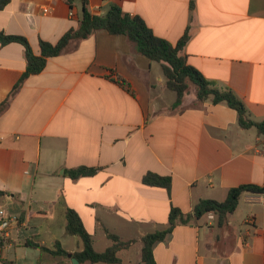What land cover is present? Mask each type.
Segmentation results:
<instances>
[{
  "label": "crops",
  "instance_id": "crops-1",
  "mask_svg": "<svg viewBox=\"0 0 264 264\" xmlns=\"http://www.w3.org/2000/svg\"><path fill=\"white\" fill-rule=\"evenodd\" d=\"M87 2L95 15L115 4L141 16L173 45L189 29L188 64L264 122V0ZM72 5L10 0L0 32L25 37L40 55L42 40L56 44L79 27L83 0ZM26 68L24 46L0 42V105ZM196 91L191 85L174 109L177 94L162 65L105 30L49 58L0 116V207L19 220L0 235V264H75L84 243L67 234V209L82 218L95 251L114 244L108 231L137 240L119 252V264H143L141 238L165 229L173 208L189 215L200 200L223 202L231 189L264 186V135L242 128L227 104L199 101ZM79 167L98 171L77 180L66 174ZM148 173L170 177L171 191L144 184ZM57 242L71 256L41 248L55 250ZM154 254L157 264H264V195L243 194L223 226L214 213L178 225Z\"/></svg>",
  "mask_w": 264,
  "mask_h": 264
},
{
  "label": "trees",
  "instance_id": "trees-1",
  "mask_svg": "<svg viewBox=\"0 0 264 264\" xmlns=\"http://www.w3.org/2000/svg\"><path fill=\"white\" fill-rule=\"evenodd\" d=\"M67 1L73 6V0ZM9 2L10 0H0V10L4 9ZM101 30H105L111 35L126 36L138 53L162 65L168 88L177 94L174 109L182 105L191 85H195L197 88L196 96L199 101L204 102L211 99L214 104H227L238 112L239 124L242 128L250 129L255 127L260 134L264 135V122L257 123L252 121L249 118L244 103L231 90L219 89L196 68L188 64L187 58L182 55V51L190 40L189 29L185 32L182 39L176 45H173L167 40L156 36L141 16L130 15L115 4L111 5L104 15H95L89 11L87 0H83V15L79 27L68 31L56 44L42 40L40 42V55H36L33 52L29 41L25 37L6 35L0 32V42L2 45L20 43L24 46L27 61L25 73L15 85L8 98L0 105V116L8 108L12 99L19 93L25 81L30 76L38 75L45 70L49 58L61 55L72 41L88 39ZM97 171L96 168L79 167L68 170L66 174L70 178L77 180L81 177L93 176ZM143 183L152 187L164 188L169 192L172 187V179L170 177H162L153 173L146 174L143 178ZM245 193L264 195V186L242 185L231 189L227 199L223 202L211 199L200 200L195 205L193 213L189 215H185L181 210L173 208L169 216L168 226L165 229L157 230L141 238L142 263L157 264L154 254L155 246L165 241L178 225L197 222L209 213H214L218 216L221 226L226 224L229 216L237 210L241 196ZM5 194L0 191V196H4ZM66 219L67 234L78 236L84 243L83 252L74 254L75 258L82 264H119L121 262L119 252L129 249L137 242V240L125 242L119 236L107 231L109 239L114 244L104 252H97L93 247L92 235L86 230L79 214L72 209H67ZM27 246L33 248L40 247V245L35 243H29ZM41 248L43 251L53 255L66 258L71 256L62 248L59 242L55 244V250H50L46 247ZM4 262L5 264H14L9 261Z\"/></svg>",
  "mask_w": 264,
  "mask_h": 264
},
{
  "label": "built area",
  "instance_id": "built-area-1",
  "mask_svg": "<svg viewBox=\"0 0 264 264\" xmlns=\"http://www.w3.org/2000/svg\"><path fill=\"white\" fill-rule=\"evenodd\" d=\"M19 224L17 217L9 215L2 207H0V235L3 237L9 235V231Z\"/></svg>",
  "mask_w": 264,
  "mask_h": 264
},
{
  "label": "water",
  "instance_id": "water-1",
  "mask_svg": "<svg viewBox=\"0 0 264 264\" xmlns=\"http://www.w3.org/2000/svg\"><path fill=\"white\" fill-rule=\"evenodd\" d=\"M73 263L79 264V261L76 258H73Z\"/></svg>",
  "mask_w": 264,
  "mask_h": 264
},
{
  "label": "rangeland",
  "instance_id": "rangeland-1",
  "mask_svg": "<svg viewBox=\"0 0 264 264\" xmlns=\"http://www.w3.org/2000/svg\"><path fill=\"white\" fill-rule=\"evenodd\" d=\"M192 86L195 87V85H192ZM189 92H190V90H189ZM189 92H188V93H189Z\"/></svg>",
  "mask_w": 264,
  "mask_h": 264
}]
</instances>
